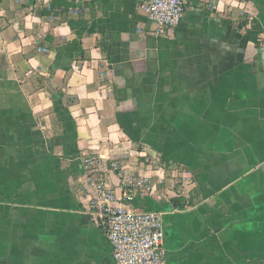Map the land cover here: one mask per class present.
<instances>
[{
    "label": "crops",
    "instance_id": "crops-1",
    "mask_svg": "<svg viewBox=\"0 0 264 264\" xmlns=\"http://www.w3.org/2000/svg\"><path fill=\"white\" fill-rule=\"evenodd\" d=\"M143 3L0 0V264H114L88 150L117 198L111 161L149 180L168 264H264V0H186L167 36Z\"/></svg>",
    "mask_w": 264,
    "mask_h": 264
},
{
    "label": "built area",
    "instance_id": "built-area-1",
    "mask_svg": "<svg viewBox=\"0 0 264 264\" xmlns=\"http://www.w3.org/2000/svg\"><path fill=\"white\" fill-rule=\"evenodd\" d=\"M186 9V0H144L142 5L144 14L156 26L155 34L158 36H167L177 28ZM258 40L264 45V32L258 34ZM82 164L85 184L96 193L94 205L100 221L98 225L112 247L113 263L168 264L164 214L159 211L138 212L129 209L138 194L153 193L149 180L128 175L122 161H111L108 167L117 173L123 192L117 198L107 187L104 162L99 155L90 150L84 152ZM172 172L176 175L182 173L181 190H187L191 185L189 174L174 169Z\"/></svg>",
    "mask_w": 264,
    "mask_h": 264
},
{
    "label": "trees",
    "instance_id": "trees-1",
    "mask_svg": "<svg viewBox=\"0 0 264 264\" xmlns=\"http://www.w3.org/2000/svg\"><path fill=\"white\" fill-rule=\"evenodd\" d=\"M249 39H250L251 41H255V40H256V38H255L254 35L249 36Z\"/></svg>",
    "mask_w": 264,
    "mask_h": 264
}]
</instances>
